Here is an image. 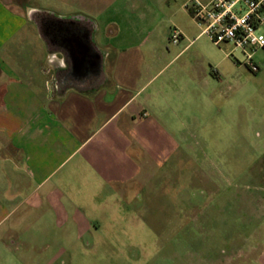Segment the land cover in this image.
Instances as JSON below:
<instances>
[{
	"label": "crops",
	"instance_id": "crops-1",
	"mask_svg": "<svg viewBox=\"0 0 264 264\" xmlns=\"http://www.w3.org/2000/svg\"><path fill=\"white\" fill-rule=\"evenodd\" d=\"M189 1L102 0L89 18L10 12L0 0V264L75 262L82 242L180 160L198 104L221 93L190 52L211 39ZM173 26L181 40L170 44ZM243 235L208 264H264V228Z\"/></svg>",
	"mask_w": 264,
	"mask_h": 264
},
{
	"label": "rangeland",
	"instance_id": "rangeland-1",
	"mask_svg": "<svg viewBox=\"0 0 264 264\" xmlns=\"http://www.w3.org/2000/svg\"><path fill=\"white\" fill-rule=\"evenodd\" d=\"M2 1L10 12L20 7L92 18L97 14L93 5L102 0ZM259 32L264 34V23ZM232 47L231 42L215 45L206 36L193 45L190 52L204 57L213 92H221L214 94L219 103L206 110L201 100L195 127L181 136L187 148L180 160L158 172L143 189L144 197L133 200L134 207L119 210L114 225L82 242L71 264H208L231 257L244 231L264 228V47L253 52L256 70L244 65L241 49L230 52ZM212 174L217 183L206 182Z\"/></svg>",
	"mask_w": 264,
	"mask_h": 264
},
{
	"label": "built area",
	"instance_id": "built-area-1",
	"mask_svg": "<svg viewBox=\"0 0 264 264\" xmlns=\"http://www.w3.org/2000/svg\"><path fill=\"white\" fill-rule=\"evenodd\" d=\"M193 18L213 43H233L245 55L244 63L256 70L253 52L264 47V34L259 27L264 23V0H190ZM170 39L181 40V32L174 28Z\"/></svg>",
	"mask_w": 264,
	"mask_h": 264
}]
</instances>
